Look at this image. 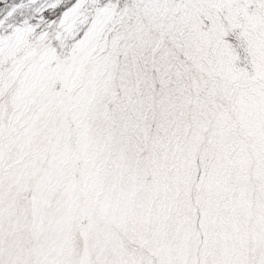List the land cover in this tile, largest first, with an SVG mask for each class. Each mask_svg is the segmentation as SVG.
Wrapping results in <instances>:
<instances>
[{
	"label": "snow or ice",
	"instance_id": "snow-or-ice-1",
	"mask_svg": "<svg viewBox=\"0 0 264 264\" xmlns=\"http://www.w3.org/2000/svg\"><path fill=\"white\" fill-rule=\"evenodd\" d=\"M0 264H264V0H0Z\"/></svg>",
	"mask_w": 264,
	"mask_h": 264
}]
</instances>
